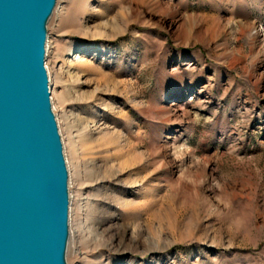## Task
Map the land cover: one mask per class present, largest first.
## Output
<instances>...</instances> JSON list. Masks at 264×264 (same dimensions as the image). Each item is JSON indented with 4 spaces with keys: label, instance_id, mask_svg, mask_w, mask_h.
Instances as JSON below:
<instances>
[{
    "label": "rangeland",
    "instance_id": "1",
    "mask_svg": "<svg viewBox=\"0 0 264 264\" xmlns=\"http://www.w3.org/2000/svg\"><path fill=\"white\" fill-rule=\"evenodd\" d=\"M56 8L68 264H264V0Z\"/></svg>",
    "mask_w": 264,
    "mask_h": 264
},
{
    "label": "water",
    "instance_id": "2",
    "mask_svg": "<svg viewBox=\"0 0 264 264\" xmlns=\"http://www.w3.org/2000/svg\"><path fill=\"white\" fill-rule=\"evenodd\" d=\"M58 0H0V264H68L69 169L46 68Z\"/></svg>",
    "mask_w": 264,
    "mask_h": 264
},
{
    "label": "bare ground",
    "instance_id": "3",
    "mask_svg": "<svg viewBox=\"0 0 264 264\" xmlns=\"http://www.w3.org/2000/svg\"><path fill=\"white\" fill-rule=\"evenodd\" d=\"M58 5H59V3H58ZM59 7V6H58ZM57 7V8H58ZM57 8H56V10H55V13L57 12ZM48 68H49V66H48ZM50 72V71H49ZM50 75H51V72H50ZM53 83V80H52V77H51V86L53 85L52 84ZM50 86V88L52 89V87ZM54 108H55V110H56V107L54 106ZM68 159V158H67ZM70 171H71V169H70ZM73 209V206L71 207V210ZM72 236V235H71Z\"/></svg>",
    "mask_w": 264,
    "mask_h": 264
}]
</instances>
